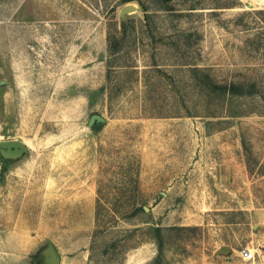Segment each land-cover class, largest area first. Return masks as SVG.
I'll use <instances>...</instances> for the list:
<instances>
[{"label": "rangeland", "instance_id": "obj_1", "mask_svg": "<svg viewBox=\"0 0 264 264\" xmlns=\"http://www.w3.org/2000/svg\"><path fill=\"white\" fill-rule=\"evenodd\" d=\"M260 10L0 0V264H264Z\"/></svg>", "mask_w": 264, "mask_h": 264}, {"label": "water", "instance_id": "obj_2", "mask_svg": "<svg viewBox=\"0 0 264 264\" xmlns=\"http://www.w3.org/2000/svg\"><path fill=\"white\" fill-rule=\"evenodd\" d=\"M135 10L132 6H124L121 9L122 14H126L130 11ZM99 120H103V118L99 115L94 116ZM93 118V119H94ZM1 152L6 157H18L21 156L24 152L27 151V146L25 142L19 139H11L0 141ZM229 249L228 246H224L218 250V252H225ZM49 254L51 256V261L55 264H61V254L55 244L52 241H49Z\"/></svg>", "mask_w": 264, "mask_h": 264}, {"label": "built area", "instance_id": "obj_3", "mask_svg": "<svg viewBox=\"0 0 264 264\" xmlns=\"http://www.w3.org/2000/svg\"><path fill=\"white\" fill-rule=\"evenodd\" d=\"M244 256H245L246 258H251V257L254 256V254H253L251 251H247V250H245V251H244Z\"/></svg>", "mask_w": 264, "mask_h": 264}, {"label": "trees", "instance_id": "obj_4", "mask_svg": "<svg viewBox=\"0 0 264 264\" xmlns=\"http://www.w3.org/2000/svg\"><path fill=\"white\" fill-rule=\"evenodd\" d=\"M258 13H264V10H260L258 11ZM156 231L158 233V237H160L162 235V229L160 227H157Z\"/></svg>", "mask_w": 264, "mask_h": 264}, {"label": "bare ground", "instance_id": "obj_5", "mask_svg": "<svg viewBox=\"0 0 264 264\" xmlns=\"http://www.w3.org/2000/svg\"><path fill=\"white\" fill-rule=\"evenodd\" d=\"M127 6H132V7H134L135 9H136V6H134V5H127ZM134 11V10H133Z\"/></svg>", "mask_w": 264, "mask_h": 264}]
</instances>
